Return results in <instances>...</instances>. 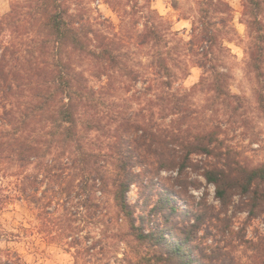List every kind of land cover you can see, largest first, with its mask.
<instances>
[{
    "label": "trees",
    "instance_id": "16d2710c",
    "mask_svg": "<svg viewBox=\"0 0 264 264\" xmlns=\"http://www.w3.org/2000/svg\"><path fill=\"white\" fill-rule=\"evenodd\" d=\"M200 6L202 19L193 22L191 39L183 42L184 50L175 52L150 20L143 31L135 34L94 29L59 0L38 1L34 24L29 22L32 29L27 32L28 44L23 41L24 47H17L3 41L0 47V166L13 169L18 177L15 193L9 198L23 199L40 211L49 207L44 201L51 190L59 201L73 192L79 196L101 191L113 198L117 219L127 223L130 235L151 249L161 250L167 263L209 264L195 255L186 229L177 240L167 236L165 230L146 233L137 227L135 207L129 200L132 186L141 183L146 189L152 188L154 179H148L152 167L183 171L191 156H211L218 164L203 175L216 187L218 198L226 204L236 194L252 196L251 214L255 215V208L264 203V163H244L240 152L228 144L227 132L221 127L185 135L187 131L181 128L165 129L152 120L136 123L117 113L109 117L115 124L111 128L98 117L103 113L104 97L113 94L111 90H120L115 87V74L130 77L134 84L142 81L143 74L128 63L131 41L141 49H151L150 76L144 80L142 93H162L157 106L164 118L170 111L182 122L187 118L184 98L176 93H214L215 99L228 107L234 105L233 101L240 102V97L232 95V75L224 68L231 51L226 42L238 36L233 9L227 0H203ZM244 7L251 31L249 66L258 79L256 93L264 116V25L260 20L264 0H246ZM154 15L156 18V12ZM23 24L2 18L0 35L11 27L19 31L25 27ZM86 65L93 67L92 78L106 77L100 93L91 85ZM191 67L202 70L200 82L191 90L176 89V82L187 76ZM130 91L129 86L126 92ZM94 132L110 137L104 142L91 140ZM175 145L181 150L180 156L176 149L167 156L162 153L163 148ZM31 168L34 171L30 173ZM47 180L50 189L40 195ZM161 204L167 211L179 212L170 197L160 199ZM91 216L96 217V213ZM198 218L204 219L203 214ZM0 264L25 263L20 255L10 252L5 256L0 250Z\"/></svg>",
    "mask_w": 264,
    "mask_h": 264
},
{
    "label": "rangeland",
    "instance_id": "374dc122",
    "mask_svg": "<svg viewBox=\"0 0 264 264\" xmlns=\"http://www.w3.org/2000/svg\"><path fill=\"white\" fill-rule=\"evenodd\" d=\"M38 1L0 0V20L23 21L25 25L19 31L11 27L0 35V47L3 41L17 47L23 41L28 44L27 34L34 24L32 17L38 12ZM202 1L59 0L71 14L82 16L94 29L135 34L143 31L150 20L164 34L168 48L175 52L184 50L183 42L191 39L193 22L202 19ZM227 2L233 9V25L238 36L233 42H226L231 51L224 60V68L232 75V95L240 97V102L233 101L234 105L228 107L216 100L214 93H176L177 97L184 98L187 118L182 122L181 117L171 111L166 112L168 116L164 118L157 106L158 96L162 93H142L144 80L150 76L151 49H141L131 41L127 48L128 63L143 74L142 81L134 84L130 77L115 74V87L120 90H111L113 94L104 97L103 113L98 115L103 124L108 125L109 117L117 113L115 115L128 116L136 123L148 124L152 120L165 129L181 128L187 131L185 135L203 131V128L221 127L227 132L228 144L240 152L244 163L250 166L263 164L264 116L259 111L256 93L258 79L249 66L247 49L251 31L246 23V0ZM260 20L264 25V11ZM92 68L86 65L85 69L91 85L100 93L107 80L106 77L102 80L92 78ZM201 76V69L191 67L189 74L176 82L175 88L191 90L200 82ZM129 86L131 91L127 93ZM163 94L167 96L168 93ZM114 125L110 123L109 127ZM109 137L94 132L90 139L104 142ZM177 147L163 148L162 153L167 156L176 149L180 156L182 153ZM217 161L211 156L193 155L183 171L152 167V173L148 174V179H154L152 188L146 189L137 183L129 192V200L136 211V225L146 233L165 230L167 236L177 240L183 237L182 231L186 229L195 255L205 258L209 264H264V203L255 208V215L251 214L252 196L236 194L226 204L222 203L216 187L203 175L206 169L218 164ZM33 171L31 168L29 172ZM15 175L13 169L0 166V250L5 256L16 253L25 264H169L166 257H161V250L151 249L150 245L130 235L127 223L117 219V209L110 195L98 191L77 196L73 192L63 195L59 201L51 190L44 201L49 207L39 211L23 199L9 198L15 193L18 181ZM47 184L48 180L40 195L50 189ZM162 196L170 197L179 212L167 211L165 204L160 205ZM87 199L91 201L85 206ZM92 213H96V217H92ZM200 214L204 218L201 221Z\"/></svg>",
    "mask_w": 264,
    "mask_h": 264
}]
</instances>
